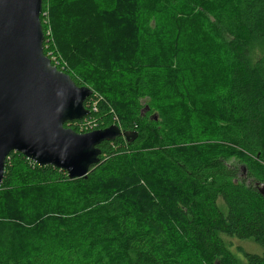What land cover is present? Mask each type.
<instances>
[{"label": "trees", "instance_id": "obj_1", "mask_svg": "<svg viewBox=\"0 0 264 264\" xmlns=\"http://www.w3.org/2000/svg\"><path fill=\"white\" fill-rule=\"evenodd\" d=\"M130 1L131 62L93 78L85 63L65 69L49 57L48 27L55 37L54 10L67 5L42 0L44 54L92 90L88 114L64 126L87 132L116 116L136 136L101 142L98 162L74 179L11 151L0 188L14 178L21 184L0 198V264H264V65L252 56L264 45V0ZM89 5L87 20L97 10ZM183 27L213 52L199 65L209 127L177 115L188 86L171 53ZM57 51L69 59L63 44ZM115 186L133 188L136 199ZM222 235L251 239L262 252L240 247V262Z\"/></svg>", "mask_w": 264, "mask_h": 264}, {"label": "water", "instance_id": "obj_2", "mask_svg": "<svg viewBox=\"0 0 264 264\" xmlns=\"http://www.w3.org/2000/svg\"><path fill=\"white\" fill-rule=\"evenodd\" d=\"M41 9L42 0H0V184L11 151L74 179L98 162L101 142L136 136L115 124L87 132L64 126L88 114L92 90L44 54ZM258 192L264 196V184Z\"/></svg>", "mask_w": 264, "mask_h": 264}, {"label": "rangeland", "instance_id": "obj_3", "mask_svg": "<svg viewBox=\"0 0 264 264\" xmlns=\"http://www.w3.org/2000/svg\"><path fill=\"white\" fill-rule=\"evenodd\" d=\"M67 8L64 6L54 10L55 37L53 29L49 26L47 31L50 40L49 57L53 58L57 64L65 69L71 68V61L75 66L85 63V72L89 76L96 78L97 70L115 63L128 64L131 62L133 48L134 31L137 28L134 20V11L130 0H65ZM111 4L107 9L106 3ZM97 8L94 17L87 20V4ZM73 10L67 13L68 8ZM72 21H67L69 19ZM56 21V23H55ZM63 22L65 25L60 24ZM61 25V26H60ZM63 28V29H62ZM63 44V49L69 54V59L57 51L58 45ZM196 35L186 30L184 27L176 33L172 46L175 49L171 53L172 63L175 70L180 74L188 86L187 96L184 102L177 105V115L195 118L202 127H209L212 122L210 108L206 102V88L200 65L201 58H213V52L202 49ZM57 52H56V51ZM199 56V57H198ZM254 59L259 60L264 65V45L252 53ZM85 75V74H84ZM112 124L121 127V122L115 116ZM15 169L13 173H15ZM15 176V175H14ZM17 178L11 179L0 188V198L10 190L20 187ZM115 190L125 196L126 199L134 201L136 192L133 188L115 186ZM219 207L223 208L222 202L218 201ZM180 238V237H179ZM231 253L243 262V256L238 248H243L249 252L261 253L262 248L251 239L238 240L232 237L221 236ZM180 245L188 253L192 249L180 238Z\"/></svg>", "mask_w": 264, "mask_h": 264}, {"label": "built area", "instance_id": "obj_4", "mask_svg": "<svg viewBox=\"0 0 264 264\" xmlns=\"http://www.w3.org/2000/svg\"><path fill=\"white\" fill-rule=\"evenodd\" d=\"M86 132V131H85Z\"/></svg>", "mask_w": 264, "mask_h": 264}]
</instances>
